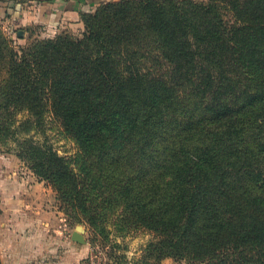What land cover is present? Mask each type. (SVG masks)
<instances>
[{
  "label": "trees",
  "instance_id": "trees-1",
  "mask_svg": "<svg viewBox=\"0 0 264 264\" xmlns=\"http://www.w3.org/2000/svg\"><path fill=\"white\" fill-rule=\"evenodd\" d=\"M81 19L82 38L22 54L0 37V126L20 159L86 213L83 179L46 140L52 113L115 186L124 227L161 236L149 257L264 264V0H113ZM155 50L168 73L144 71Z\"/></svg>",
  "mask_w": 264,
  "mask_h": 264
},
{
  "label": "rangeland",
  "instance_id": "rangeland-1",
  "mask_svg": "<svg viewBox=\"0 0 264 264\" xmlns=\"http://www.w3.org/2000/svg\"><path fill=\"white\" fill-rule=\"evenodd\" d=\"M195 1L208 2L209 0ZM221 12L226 21L231 20L232 15L230 17V14L224 9ZM85 31L84 23H82L81 28L75 26L53 31L44 25H32L23 29L6 27V29L2 28L0 30L1 40L5 43V47L2 46L1 51H4L5 48V54L10 51H17L22 54V50L31 48L38 41H48L65 35L73 39H80ZM21 32L22 36L20 35ZM141 43L144 44V42ZM147 43L150 50L159 47L155 37H150ZM151 53L148 56L149 59L144 62V71L168 73L164 71V68H161L162 60L158 59L161 54L160 51L155 50ZM7 65L8 60L2 62L0 66V93L7 86ZM25 115L27 113H20L18 120H25ZM2 129L3 124L0 126V212L1 203L12 192V185L15 187V185L22 184V190H18L17 196L21 195L20 197L30 199L45 197L44 199L48 201L51 207L54 206L63 218V230L65 229V232L62 237L66 236L65 241L70 243L72 250L78 245V242L71 237L73 234L79 233L84 241L82 247H86L87 254L77 264H205L191 262L187 258L179 259L175 256L164 258L158 252L154 257H149V246L152 243H158L161 236L138 224L131 223L129 227H124L120 211L121 205L113 197L115 186H103V180L100 179L98 170V162L94 157L83 152L80 141L67 132L58 116L52 113L47 115L46 140L73 165L75 171L83 179L86 195L89 197V208L88 206L85 208L86 213L71 204L66 205V203H63L58 192L47 182L40 180L33 170L20 159L18 141L12 137L6 139L7 135H3ZM16 131H18L17 128ZM36 138L43 141L44 136L38 135ZM39 185L42 189L35 187L31 192L28 191L31 186ZM90 207H94L95 211L90 210ZM89 217L96 220L95 225L90 222L91 220H88ZM121 227L125 231L119 230ZM79 228L82 230L78 231ZM50 260H52L51 256ZM51 264H53L52 261Z\"/></svg>",
  "mask_w": 264,
  "mask_h": 264
},
{
  "label": "crops",
  "instance_id": "crops-1",
  "mask_svg": "<svg viewBox=\"0 0 264 264\" xmlns=\"http://www.w3.org/2000/svg\"><path fill=\"white\" fill-rule=\"evenodd\" d=\"M103 2L106 0H0V25L3 29L44 25L51 31L81 28V12L95 10ZM15 187L11 186L12 192L1 203V264H77L85 258L87 249L82 243L72 250L66 236L62 237L63 218L54 206L45 197L17 196L22 184ZM35 187L42 189L41 185L31 186L28 191Z\"/></svg>",
  "mask_w": 264,
  "mask_h": 264
},
{
  "label": "water",
  "instance_id": "water-1",
  "mask_svg": "<svg viewBox=\"0 0 264 264\" xmlns=\"http://www.w3.org/2000/svg\"><path fill=\"white\" fill-rule=\"evenodd\" d=\"M20 35L22 36V32L20 33ZM80 230H82V229L79 228L78 231H80ZM73 240L78 242V243H83L84 242L79 233H75L73 235Z\"/></svg>",
  "mask_w": 264,
  "mask_h": 264
}]
</instances>
